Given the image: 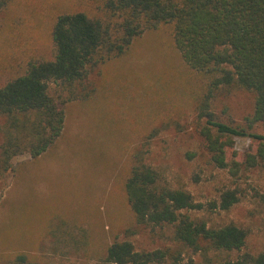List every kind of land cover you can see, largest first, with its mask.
Wrapping results in <instances>:
<instances>
[{"label": "rangeland", "instance_id": "rangeland-1", "mask_svg": "<svg viewBox=\"0 0 264 264\" xmlns=\"http://www.w3.org/2000/svg\"><path fill=\"white\" fill-rule=\"evenodd\" d=\"M98 6L91 0H11L0 14V87L21 75L29 60L52 58L51 30L59 15L103 19ZM170 30L146 31L123 56L90 69L78 99L62 106L57 141L35 159L24 154L12 161L0 182V264H16L21 254L35 264H99L114 241H129L139 252L166 251L165 264L177 254L179 264H219L264 250V167L231 177L210 163L198 133L204 81L185 65ZM49 92L55 99L67 96L53 85ZM253 106L252 93L221 88L210 110L219 122L264 135L263 125L248 129ZM251 145L235 137L232 155L241 160ZM136 150L164 183L186 190L196 203L238 191V203L227 212L190 214L209 226L244 229L242 251L195 253L175 241L171 225L137 223L124 191Z\"/></svg>", "mask_w": 264, "mask_h": 264}, {"label": "trees", "instance_id": "trees-1", "mask_svg": "<svg viewBox=\"0 0 264 264\" xmlns=\"http://www.w3.org/2000/svg\"><path fill=\"white\" fill-rule=\"evenodd\" d=\"M105 15L90 18L83 12L61 14L51 30L52 58L31 59L21 75L0 87V182L12 171V161L28 154L35 159L60 137L65 120L63 104L78 99L90 69L120 58L144 32L169 26L175 48L185 65L204 81L198 108L199 135L210 163L231 177L245 169L264 167V135L217 121L210 110L216 91H247L254 96L248 129L264 126V0H91ZM11 0H0V14ZM67 96L50 95V86ZM88 95L80 96L85 99ZM235 137L253 145L242 159L232 155ZM143 152L132 153L124 184L136 222L171 225L175 241L195 253H240L247 232L233 223L209 226L190 213L227 212L238 203L236 190H225L217 201L196 203L181 188H171L147 165ZM162 250L136 251L129 241H114L99 264H165ZM178 254L170 264L178 263ZM16 264H35L25 255ZM190 264H194L189 261ZM204 264H207L204 262ZM219 264H264V250L239 254Z\"/></svg>", "mask_w": 264, "mask_h": 264}]
</instances>
